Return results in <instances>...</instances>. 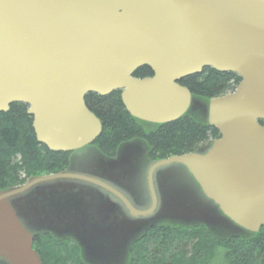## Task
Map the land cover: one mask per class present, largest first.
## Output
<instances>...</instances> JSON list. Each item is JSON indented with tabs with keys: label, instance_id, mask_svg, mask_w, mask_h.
I'll return each mask as SVG.
<instances>
[{
	"label": "water",
	"instance_id": "obj_1",
	"mask_svg": "<svg viewBox=\"0 0 264 264\" xmlns=\"http://www.w3.org/2000/svg\"><path fill=\"white\" fill-rule=\"evenodd\" d=\"M143 66L152 75L134 77ZM205 67L240 78L232 92L209 99L217 139L150 164L147 206L135 208L137 200L97 178L103 169L93 166L0 190V264H42L27 221L70 227L88 241L101 227L94 211L151 220L173 186L156 174L177 166L228 221L251 233L264 228V0H0V112L27 105L36 141L52 152L99 136L87 94L120 91L131 117L166 124L191 104L178 82ZM45 204L52 212L40 218Z\"/></svg>",
	"mask_w": 264,
	"mask_h": 264
},
{
	"label": "trees",
	"instance_id": "obj_2",
	"mask_svg": "<svg viewBox=\"0 0 264 264\" xmlns=\"http://www.w3.org/2000/svg\"><path fill=\"white\" fill-rule=\"evenodd\" d=\"M147 66L137 69L136 78L150 77ZM240 78L233 73L204 68L182 79L192 102L176 121L153 125L131 117L120 100V91L85 96L88 109L99 119L102 129L93 147L106 160H112L126 144L140 143L150 162L196 152L219 137L208 125V100L234 90ZM27 105L12 103L0 112V190L24 183L27 178L56 174L68 167L70 153L52 152L36 141L27 114ZM264 126V121H260ZM150 126V128H147ZM247 236L217 238L203 225L158 224L133 244L129 264H264V229ZM33 249L42 264H85L76 245L42 232L34 236Z\"/></svg>",
	"mask_w": 264,
	"mask_h": 264
},
{
	"label": "flooded vegetation",
	"instance_id": "obj_3",
	"mask_svg": "<svg viewBox=\"0 0 264 264\" xmlns=\"http://www.w3.org/2000/svg\"><path fill=\"white\" fill-rule=\"evenodd\" d=\"M133 145L134 144H132V148H135V146ZM121 155L123 154H120L118 151L112 160H106L98 153L97 150H95L93 145H91L75 152L69 158V163L67 168H70L74 171H83L82 169H86V168L90 169V167L92 166H99L98 162H102L101 166H107V167L109 166L113 168H105L98 175L95 174L96 177L103 180L104 182L113 183L114 179H116L117 177L116 175H120L119 172L123 173L124 171V170L121 171L122 169L120 165L118 166L117 159L121 157ZM147 162L148 164L146 165L144 170H142L141 174L139 175L132 174L130 176L136 179L134 182L136 184V191L137 194L142 195V197L145 190V174L148 166L150 165V161L147 160ZM122 167H124V165ZM176 168H177V172L174 178L172 179V181H177V179H179L182 180L184 183L178 187L175 193L182 194L183 191H187L190 188L193 193L195 191V193L199 197H202L198 186L194 183L193 179L188 174L186 169L182 166H177ZM108 172H110L112 176H107L106 173ZM165 175L167 178L166 172L164 173L161 170L158 171L156 174L159 180L164 179L162 177H164ZM106 177H108L109 180H112L113 182L107 180ZM159 180H157V182H159ZM162 182H164V180H162ZM113 184L118 187L117 184L115 183ZM145 194H146V190H145ZM134 196L136 200H138V197L136 195ZM203 200L206 203L207 207L215 210L213 205H211L205 198H203ZM141 205L147 206L148 205L147 200L145 204L142 203ZM134 206L136 208L138 205L134 204ZM94 212H95V221L98 223L102 222L104 224H107L110 219H116V223L123 226L119 228H106V227L98 228L97 232L90 240H88V242H85V240L82 239V234L80 233L79 230L74 231L71 229L56 228L55 226L47 225L48 228L47 230H45V233L58 240H70L76 245L80 256L84 258L83 254H86V257H88V260L92 262V264H129L131 259L130 257L132 256V252H133V248H132L133 244L137 242L139 239H141L146 234L147 230L150 227L156 226L158 224H171L168 223L169 219H165L163 217L157 218L153 221H148V219H139V218L134 219L130 217L125 210H119V212L116 214L115 212H113L111 216L108 218L105 217L106 214H101L98 211H94ZM213 214L215 215V212ZM216 214L219 213L216 212ZM211 218H213V215ZM218 218H221V221L223 222H227L221 216ZM133 221L139 224H132ZM221 226L223 225H219V227ZM35 227L38 230L40 229L39 228L40 226L38 225H36ZM210 229L212 230V228ZM117 231H121L123 232V234L121 233L118 234L116 233Z\"/></svg>",
	"mask_w": 264,
	"mask_h": 264
},
{
	"label": "rangeland",
	"instance_id": "obj_4",
	"mask_svg": "<svg viewBox=\"0 0 264 264\" xmlns=\"http://www.w3.org/2000/svg\"><path fill=\"white\" fill-rule=\"evenodd\" d=\"M147 128H150L148 126ZM135 148H132V145H125L119 148V153L123 154L121 157H119L118 160V166H121V171L127 176V175H139L141 174L142 170L146 167L148 164L146 155L147 150L138 142L135 143ZM126 156V157H125ZM124 165V167H122ZM85 168V167H82ZM162 172H168L172 171L169 168H165L161 170ZM24 179V182L26 181V177H21ZM128 180V183L130 184V177H126ZM167 190L172 189V186L167 187ZM175 192V191H174ZM195 193V191H194ZM191 189L189 188L187 191H183L182 194H178L170 207L169 205L162 209L159 216L168 215L170 216L169 222L174 225H181V226H192V225H204L206 224V228L210 231V228H212L211 234H213L217 238L226 239L230 237L231 235H238L246 237L247 235L243 233L238 228L229 225L227 222L221 221V218H217V215H214L213 213L216 211L214 209H211L207 207L206 203L204 202L202 197H199L196 193L194 194ZM175 194V195H176ZM174 198V197H173ZM172 200V199H171ZM170 200V202H171ZM52 212L48 204L39 206L37 209V215L40 218H45ZM172 215V216H171ZM213 215V218H211ZM220 217V216H218ZM32 220V218H30ZM39 220V218L37 217ZM33 221V220H32ZM71 221V220H70ZM34 225L33 223L30 224L28 222V227L33 231H38L37 228L32 227ZM221 226L223 230H221L219 227ZM210 227V228H209ZM217 228V232H215L214 228ZM215 228V229H216ZM102 231V229H101ZM105 231V230H104ZM116 233H121V231H117ZM86 255V254H85ZM81 260H83V257L80 256Z\"/></svg>",
	"mask_w": 264,
	"mask_h": 264
}]
</instances>
